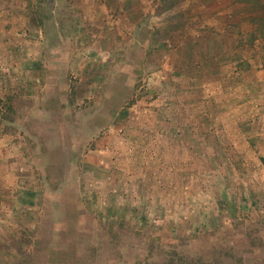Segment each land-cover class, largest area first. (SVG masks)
Instances as JSON below:
<instances>
[{
    "label": "rangeland",
    "instance_id": "rangeland-1",
    "mask_svg": "<svg viewBox=\"0 0 264 264\" xmlns=\"http://www.w3.org/2000/svg\"><path fill=\"white\" fill-rule=\"evenodd\" d=\"M262 17L0 0V264H264Z\"/></svg>",
    "mask_w": 264,
    "mask_h": 264
},
{
    "label": "trees",
    "instance_id": "trees-1",
    "mask_svg": "<svg viewBox=\"0 0 264 264\" xmlns=\"http://www.w3.org/2000/svg\"><path fill=\"white\" fill-rule=\"evenodd\" d=\"M257 27L260 35L264 37V17L257 19ZM10 101V100H9ZM264 164V159L262 160Z\"/></svg>",
    "mask_w": 264,
    "mask_h": 264
}]
</instances>
